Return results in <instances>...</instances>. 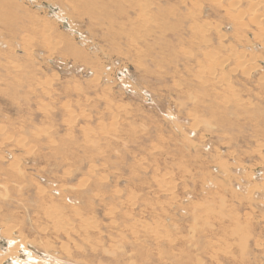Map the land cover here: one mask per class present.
<instances>
[{
  "label": "rangeland",
  "instance_id": "obj_1",
  "mask_svg": "<svg viewBox=\"0 0 264 264\" xmlns=\"http://www.w3.org/2000/svg\"><path fill=\"white\" fill-rule=\"evenodd\" d=\"M0 264H264V1L0 0Z\"/></svg>",
  "mask_w": 264,
  "mask_h": 264
},
{
  "label": "bare ground",
  "instance_id": "obj_2",
  "mask_svg": "<svg viewBox=\"0 0 264 264\" xmlns=\"http://www.w3.org/2000/svg\"><path fill=\"white\" fill-rule=\"evenodd\" d=\"M260 1H261V0H260ZM263 1H264V0H263ZM232 2H237V0H232ZM251 3H252V5H253V7H257V4L260 3V2H259V1H256V4H255V2H251ZM251 3H250V4H251ZM253 7H252V8H253ZM259 26H260V25H259ZM260 27H261V26H260ZM259 30H260V29H259ZM261 36H262V35H261ZM168 187H169V186H168ZM66 219H67V218H66ZM59 225H60V224H59ZM62 228H63V229H66V228H64V227H62ZM65 232H66V231H65ZM16 244H17V243H16ZM14 251H15V250H14Z\"/></svg>",
  "mask_w": 264,
  "mask_h": 264
}]
</instances>
